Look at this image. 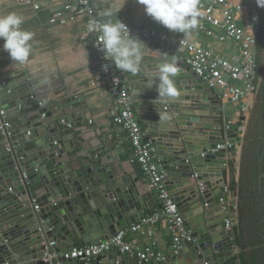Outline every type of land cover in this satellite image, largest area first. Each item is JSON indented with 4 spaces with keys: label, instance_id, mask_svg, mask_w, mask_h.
<instances>
[{
    "label": "water",
    "instance_id": "water-1",
    "mask_svg": "<svg viewBox=\"0 0 264 264\" xmlns=\"http://www.w3.org/2000/svg\"><path fill=\"white\" fill-rule=\"evenodd\" d=\"M173 57L181 68L175 77L179 95L161 102L154 77L157 66ZM125 76L137 114L156 139L167 188L192 231L193 239L167 264H241L226 226L228 217L237 224L227 205L235 191L227 186L238 152L212 149L235 144L249 119L242 113L234 121L182 54L160 44L146 45L141 71ZM48 83L29 80L25 67L0 49V264H152L121 252L90 262L64 256L106 241L152 212L138 176L104 163V156L64 158L75 156L77 137L68 125L75 116L66 115L68 102L38 99L37 90Z\"/></svg>",
    "mask_w": 264,
    "mask_h": 264
},
{
    "label": "crops",
    "instance_id": "crops-1",
    "mask_svg": "<svg viewBox=\"0 0 264 264\" xmlns=\"http://www.w3.org/2000/svg\"><path fill=\"white\" fill-rule=\"evenodd\" d=\"M77 1L0 0V16H6L10 13L21 16L24 21L21 28L33 34V39L29 42L31 53L28 60L23 64L27 78L31 81L49 79L47 85L37 90L38 99L42 100L50 97L52 104L57 102L59 106L67 102L70 103V106L65 109V113L66 115L75 116L70 124L73 125L72 128L75 130L77 139H74L76 148L73 149V153H75V156L71 158L70 153H65L64 158L68 161L75 160L80 156L83 158H88L91 155L104 156V163L114 164L115 166L120 165L126 175L138 176L137 184L142 193L149 194L151 202L149 209L153 213L159 208L160 203L156 195L148 189L140 166L131 161L133 151L127 134L114 124L113 99L107 90L102 75L99 73L97 60L88 53L91 47L90 43L80 38L84 30V20L81 17L73 18L71 13V8L77 4ZM237 1L245 4L246 7L252 5V0ZM91 3L96 7L97 15L103 23L121 21L133 26L153 28L184 37L183 34L174 33L147 16L143 6L138 4L136 0H91ZM36 4L40 5L39 9L35 8ZM108 12L111 15L105 14ZM240 23L242 25L246 24L243 13L240 14ZM186 39L200 47L213 49L220 55L233 59V61H237L239 58V52L235 45L220 44L195 30ZM0 41V49H3L4 41L3 39H0ZM143 42L146 45L158 44L157 41L152 40ZM260 78V87L257 94L253 99L245 102L250 109L249 118L258 104V98L264 88L262 72H260ZM231 105L237 110H234L232 115L229 111L228 113L236 121L239 119V106L229 104L225 106L226 109ZM247 137L246 130L243 147L236 150L238 152L236 156L237 164L235 165L236 171L232 183L227 186L228 191H235L233 198L231 197V201L227 205L231 214L237 220L236 227H234V236L240 252L241 264H245L246 260L249 261L251 256V252L246 248L244 242L245 228L254 218L258 223H264V220L261 219L262 215L253 217L252 214L255 210L258 212L264 211V197L257 203L258 198L255 194L248 198L245 194L248 188L245 177L247 171L245 162ZM74 164L77 167V163ZM232 164V162H229V165ZM257 178L260 180L258 181ZM251 179L255 189L260 194L263 186L261 179L263 177L261 174L259 176L252 174ZM153 232L154 234L151 237L143 233L130 234L129 239L141 245L151 241L156 242L157 251L165 255L168 260L173 254L168 224L165 221L155 224ZM167 260L163 263L152 260L151 263L167 264Z\"/></svg>",
    "mask_w": 264,
    "mask_h": 264
},
{
    "label": "built area",
    "instance_id": "built-area-1",
    "mask_svg": "<svg viewBox=\"0 0 264 264\" xmlns=\"http://www.w3.org/2000/svg\"><path fill=\"white\" fill-rule=\"evenodd\" d=\"M35 8L39 9L40 5L36 4ZM199 10L202 15L195 31L220 44L235 45L239 52L237 61L224 57L213 49L200 47L182 36L123 23L127 25L133 37L142 41H157L162 48L180 52L193 72L209 83L225 106L229 104L239 106L241 109L239 117L243 113L249 119L250 109L245 102L253 99L257 94L261 79L263 52L259 50L258 45L261 7L257 5L256 0H252V5L249 7L237 0H201L199 1ZM71 11L73 18L81 17L84 20V30L80 38L90 43L91 47L88 53L97 60L99 73L113 99L114 124L127 134L133 151L131 161L140 166L148 189L156 195L160 206L148 217L121 229L106 241L74 248L64 256L90 262L103 255L121 252L136 257L140 261L155 260L163 263L167 257L157 251L156 242L151 241L141 245L131 241L129 235L143 233L151 237L154 234L153 226L165 221L171 235L173 254H177L183 242L193 239L192 231L188 227L178 203L167 188V173L159 162L156 139L149 134L137 114L125 73L116 69L99 50L100 33H88L87 31L89 20L95 19L103 23L97 15L96 7L91 3V0H78ZM241 13L244 14L245 25L240 23ZM105 64L109 66L107 71L104 70ZM1 114L5 115V111L2 110ZM69 126L72 127L70 123ZM245 139L246 131L244 132V128H240L235 144H219L212 151L227 150L229 152L228 150L240 149L243 147ZM202 155L204 156L205 153ZM226 226L227 230L233 231V239H236L231 217L226 219Z\"/></svg>",
    "mask_w": 264,
    "mask_h": 264
},
{
    "label": "clouds",
    "instance_id": "clouds-1",
    "mask_svg": "<svg viewBox=\"0 0 264 264\" xmlns=\"http://www.w3.org/2000/svg\"><path fill=\"white\" fill-rule=\"evenodd\" d=\"M143 6L147 16L168 30L183 34L185 38L197 29L201 11L199 0H136ZM259 7L264 8V0H256ZM111 15L110 12L105 13ZM23 18L15 13L0 16V39H3V50L6 51L12 62L23 65L31 53L33 34L21 28ZM88 33L99 32L98 48L104 53V57L110 60L116 69L121 72L136 75L141 71L144 63L146 45L139 38L133 37L130 30L123 22L111 21L100 23L95 19L87 24ZM104 65V70H108ZM181 68L176 58L165 60L157 66L154 77L158 81L156 90L161 102L165 98H175L179 95L175 84V77L179 75ZM147 75V74H146ZM149 81V87H151ZM156 99V100H157ZM154 101V103L156 102Z\"/></svg>",
    "mask_w": 264,
    "mask_h": 264
},
{
    "label": "rangeland",
    "instance_id": "rangeland-1",
    "mask_svg": "<svg viewBox=\"0 0 264 264\" xmlns=\"http://www.w3.org/2000/svg\"><path fill=\"white\" fill-rule=\"evenodd\" d=\"M261 72H262V80L264 83V51L262 54ZM263 87H264V84H263ZM258 99H259L258 100L259 102L257 106L255 107L254 112L250 114V118L247 123L248 140H246V147H245V155L247 156L245 159L246 167H247V171L245 172V177L247 179L246 186L249 188V189L247 188V191H245V194L247 195V198L255 194L256 197H259L257 200V203L260 202L261 198L259 196L260 194L258 190L255 189L254 183L251 182L252 181L251 175L257 174L258 170H259V175H260L262 174V171L264 170V166L262 162L263 154H264V88L262 89V92ZM233 108L235 107L232 105L227 107L231 115L234 114V110H237V108L235 109ZM240 112H241V109L239 107V113ZM252 214H253V217L262 215L261 219L262 221L264 220V211L258 212L257 210H255L254 213L252 212ZM260 223H258L257 220H255L254 218V220L252 219L250 224L248 223L244 231V242H245L246 248L250 252H252L253 250H257L258 252L256 253V255H258V253L260 254L263 252V246H261V244L264 243V239H263L264 223L262 224Z\"/></svg>",
    "mask_w": 264,
    "mask_h": 264
},
{
    "label": "trees",
    "instance_id": "trees-1",
    "mask_svg": "<svg viewBox=\"0 0 264 264\" xmlns=\"http://www.w3.org/2000/svg\"><path fill=\"white\" fill-rule=\"evenodd\" d=\"M258 45H259V50L261 52L264 51V8H261V29L258 34ZM248 140V138H247ZM239 243H240V237H239ZM257 250H253L251 252L250 260H246L244 263L245 264H258L256 261V253Z\"/></svg>",
    "mask_w": 264,
    "mask_h": 264
},
{
    "label": "flooded vegetation",
    "instance_id": "flooded-vegetation-1",
    "mask_svg": "<svg viewBox=\"0 0 264 264\" xmlns=\"http://www.w3.org/2000/svg\"><path fill=\"white\" fill-rule=\"evenodd\" d=\"M263 142V141H262ZM257 175L259 176V170L257 171ZM258 181L260 180L259 178H257ZM264 184V179H262V185ZM262 191V192H261ZM260 198H263V188L262 190H260ZM259 198V197H257ZM263 239H264V236H263ZM261 246H263V252L262 253H258V255H256V261L258 264H264V243L261 244Z\"/></svg>",
    "mask_w": 264,
    "mask_h": 264
}]
</instances>
